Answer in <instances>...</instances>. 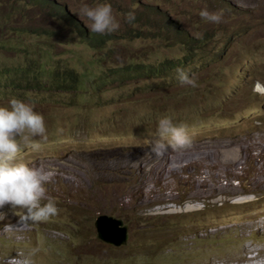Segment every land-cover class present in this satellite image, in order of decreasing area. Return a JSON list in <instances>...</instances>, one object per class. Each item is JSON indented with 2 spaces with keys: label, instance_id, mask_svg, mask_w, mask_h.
I'll return each mask as SVG.
<instances>
[{
  "label": "rangeland",
  "instance_id": "374dc122",
  "mask_svg": "<svg viewBox=\"0 0 264 264\" xmlns=\"http://www.w3.org/2000/svg\"><path fill=\"white\" fill-rule=\"evenodd\" d=\"M53 1L88 28L78 14L81 0ZM83 2L110 4L120 21L111 33L120 36L101 52L30 0H0V15L11 19L0 23V65H19L25 56L17 41L27 36L24 45L39 50L33 59L46 71L65 59L86 74L77 90L0 91V106L17 98L44 117L47 140L21 145L17 162L53 173L41 203L53 200L58 208L47 221L24 225L19 212L0 209V264L36 248L33 264H248L251 257L264 264V0ZM203 9L222 10L223 21L202 19ZM129 11L139 22L126 21ZM165 19L200 50L168 47L154 34ZM29 26L53 34L35 36ZM130 27L139 31L135 38L121 35ZM183 58L181 70L197 87L182 85L177 72L111 77L122 66L151 69ZM97 75L106 80L101 88ZM164 117L186 125L191 144L156 157L148 140ZM101 214L128 226L125 245L98 238Z\"/></svg>",
  "mask_w": 264,
  "mask_h": 264
},
{
  "label": "clouds",
  "instance_id": "9594fccd",
  "mask_svg": "<svg viewBox=\"0 0 264 264\" xmlns=\"http://www.w3.org/2000/svg\"><path fill=\"white\" fill-rule=\"evenodd\" d=\"M78 14L88 21L86 26L90 32L113 33L120 28V21L108 3L90 7L81 0ZM199 16L216 24L224 19L222 10L209 12L203 9ZM125 19L129 23L134 21L135 12L129 11ZM177 75L182 85L198 86L196 79L190 78L183 70L177 69ZM35 137L47 140L44 117L34 110L33 105L12 98L7 106H0V209L8 205L14 214L19 212L17 216L20 225L44 222L58 214L53 200L41 203L45 196L44 184L51 181L53 173L41 168H29L27 164L17 162L21 145L35 148ZM190 144L187 126L174 124L168 117L159 119L154 138L148 140L150 152L156 157H163L170 148L182 149ZM38 251L36 248L21 259L14 258L11 264H33L32 257Z\"/></svg>",
  "mask_w": 264,
  "mask_h": 264
},
{
  "label": "trees",
  "instance_id": "16d2710c",
  "mask_svg": "<svg viewBox=\"0 0 264 264\" xmlns=\"http://www.w3.org/2000/svg\"><path fill=\"white\" fill-rule=\"evenodd\" d=\"M30 3L43 7V13L47 15V17L54 18L57 21H64L69 24L71 29L78 34L81 41L90 49L97 50V52L103 51L112 38L120 36V34H98L90 32L88 28L83 26L68 13L65 6L53 0H30ZM139 19L140 15L135 14L134 22H139ZM10 20L11 19L5 14L2 16L0 15V23L4 22L7 26V23ZM156 29L158 31L154 32V34H156L157 37L162 38L168 47L182 44L189 52L192 50H200L197 40L188 37L186 32L177 26L173 21L165 19L164 26H158ZM160 30H166V34H162ZM28 32L35 36H49L53 34V32L49 29H38L30 26L28 27ZM149 33L151 32L147 31L146 36H148ZM138 34L139 31H137L135 27H130V29L121 33L122 36H130L133 38H135ZM24 41H29V38L25 36L23 42ZM17 42L20 46L23 44L21 52L25 57L22 58V61L16 67H9L4 64V62L0 65V84L3 85L0 87V91L3 90V94L6 95L7 92L9 93L12 91L20 93L30 89L41 90L43 88L51 90H60L63 88L77 90V88L84 81L86 74L83 72L77 75L73 68L69 67L65 59H58L55 63H53L52 68L46 71L43 64H39L37 59H33V57L39 53V50L34 51L31 46L24 45L20 38H18ZM186 61V58L165 59L162 62L151 66V69L147 66L139 65H132L131 67L122 66L120 68H116L111 74V77L118 80L120 78L121 80L119 81L121 82L131 80L135 78L136 75L142 73L148 74L146 77L150 78L157 76L169 78L171 73L177 72V69H182L184 65L183 63H186ZM103 78L105 77H102L101 75H97L94 78V80L99 83L97 88H101V86L106 83V80H103Z\"/></svg>",
  "mask_w": 264,
  "mask_h": 264
},
{
  "label": "water",
  "instance_id": "95a60500",
  "mask_svg": "<svg viewBox=\"0 0 264 264\" xmlns=\"http://www.w3.org/2000/svg\"><path fill=\"white\" fill-rule=\"evenodd\" d=\"M94 227L98 238L105 243L119 247L128 241V226L119 218L101 214L95 219Z\"/></svg>",
  "mask_w": 264,
  "mask_h": 264
},
{
  "label": "bare ground",
  "instance_id": "6f19581e",
  "mask_svg": "<svg viewBox=\"0 0 264 264\" xmlns=\"http://www.w3.org/2000/svg\"><path fill=\"white\" fill-rule=\"evenodd\" d=\"M227 154V153H226ZM223 190H225V189H223ZM222 192V191H221ZM247 214V213H246ZM251 215V214H250ZM245 216V215H244ZM262 221V220H261ZM252 223H254V222H252ZM256 223H260V221H258V222H256ZM258 225V224H257ZM263 226H264V224H263ZM259 227V226H258ZM261 227V226H260ZM262 228H264V227H262ZM246 246V245H245ZM248 249H250V248H248ZM258 254V253H257ZM254 258H248V264H254V262H257V261H254L253 260ZM262 263V262H261ZM256 264V263H255Z\"/></svg>",
  "mask_w": 264,
  "mask_h": 264
}]
</instances>
